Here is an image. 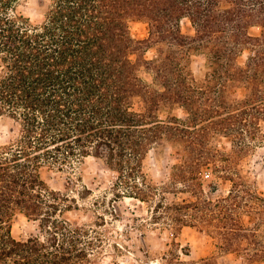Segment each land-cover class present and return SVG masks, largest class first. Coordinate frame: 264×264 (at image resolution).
Segmentation results:
<instances>
[{"label": "trees", "instance_id": "16d2710c", "mask_svg": "<svg viewBox=\"0 0 264 264\" xmlns=\"http://www.w3.org/2000/svg\"><path fill=\"white\" fill-rule=\"evenodd\" d=\"M21 2L0 0V122L9 139L0 144V264H94L98 237L64 217L78 209L68 192L84 182L71 173L90 157L117 174L118 196L155 203L176 233L204 229L224 253L264 263V195L247 170L264 146V0H37L39 23ZM185 19L195 35L184 34ZM140 21L147 39L133 37ZM195 57L204 60L198 71ZM169 149L178 162L156 179L151 161L161 164ZM210 168L231 182L228 196L208 197ZM45 171L69 174L66 191ZM19 214L42 235L16 238Z\"/></svg>", "mask_w": 264, "mask_h": 264}, {"label": "rangeland", "instance_id": "374dc122", "mask_svg": "<svg viewBox=\"0 0 264 264\" xmlns=\"http://www.w3.org/2000/svg\"><path fill=\"white\" fill-rule=\"evenodd\" d=\"M37 0H22L19 11L32 18L36 23L43 20V15L36 9ZM133 37L137 40L149 37V26L145 22L131 24ZM182 30L186 35H195V28L188 19L182 22ZM252 34L258 35V27L251 29ZM251 53L246 49L239 62L245 65ZM146 56L150 59L156 56V51L150 49ZM194 69L198 71L204 60L194 58ZM143 76L151 81L150 76L143 71ZM238 94L243 97L245 89H239ZM174 115L185 118L183 109H175ZM163 118L167 113L162 114ZM8 129L0 122V144L8 141ZM216 146L223 151L231 149V142L226 138H219ZM178 162L177 155L172 149L168 150L166 159L161 164L153 165L152 173L156 179L167 175L172 166ZM162 166L164 170H160ZM247 170L257 182L259 191L264 195V146L256 154L247 159ZM73 178L82 176L84 182L75 192L69 191L78 201V209L64 212V217L75 225L85 226L92 231L97 243L93 254L94 264H200L208 257H215L219 264H264L263 262H249L248 253H224L217 246L206 230L197 227H185L182 232L176 233L168 219L159 218L160 213L153 210L155 203H145L138 199L118 196L114 188L117 174L105 169L100 161L93 157L85 160L84 164H77L76 170L71 173ZM44 177L55 189L65 192L69 174L44 172ZM203 182L205 191L211 200H217L229 195L231 182L215 175L213 170L206 169ZM88 185L90 191L82 192V184ZM247 223L254 225L252 217L246 218ZM13 234L18 239L30 236H40L42 231L38 224L19 214L15 218Z\"/></svg>", "mask_w": 264, "mask_h": 264}]
</instances>
